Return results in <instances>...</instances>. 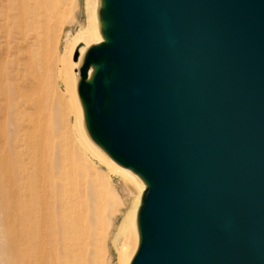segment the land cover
<instances>
[{
    "label": "water",
    "instance_id": "95a60500",
    "mask_svg": "<svg viewBox=\"0 0 264 264\" xmlns=\"http://www.w3.org/2000/svg\"><path fill=\"white\" fill-rule=\"evenodd\" d=\"M102 18L78 94L146 183L131 264H264V0H104Z\"/></svg>",
    "mask_w": 264,
    "mask_h": 264
},
{
    "label": "bare ground",
    "instance_id": "6f19581e",
    "mask_svg": "<svg viewBox=\"0 0 264 264\" xmlns=\"http://www.w3.org/2000/svg\"><path fill=\"white\" fill-rule=\"evenodd\" d=\"M58 8L55 0H0V108L11 118L10 127H16V134H11L7 139L9 153L6 155L9 156L5 155L3 160L0 156V213L7 202L12 214L4 218L3 222L15 228L11 243L0 245V264L6 263L5 257L11 258L10 255L18 250L20 264L91 263L88 257L89 239L92 236L95 212L89 204L82 206L80 199L93 186L104 187L107 182L100 178L93 158L139 189L135 205L126 218L127 239L121 256L122 264H131L140 245V234L132 243L129 240L130 233L138 231L141 197L146 183L134 171L117 163L93 138L88 128L84 104L78 95L80 69L89 49L106 42L105 22L102 18L104 0H87L88 24L84 32L72 39L65 54L68 61L62 60L63 76L71 77L73 81L70 91L78 110V128L82 138L79 143L82 147L75 150L66 143L63 155L57 156L52 152L54 140L47 133L46 121L40 115H34L29 120L31 127L26 128L22 121L21 102L29 98L30 94L26 87H20L22 84L18 81L22 76L26 80L29 74L35 72L41 42L47 38L50 20ZM16 49L19 52L26 51L18 54L17 58L25 55L28 60L25 62L24 59L21 63L22 60L15 58L17 63L7 68L5 61L9 60L12 50ZM76 55L77 59L73 61ZM22 65L28 75L21 71ZM96 71L97 66H91L89 82ZM34 77L36 79L37 76ZM77 137L75 140L80 138L79 135ZM0 155L4 156V153ZM9 262L18 264L13 260Z\"/></svg>",
    "mask_w": 264,
    "mask_h": 264
},
{
    "label": "rangeland",
    "instance_id": "374dc122",
    "mask_svg": "<svg viewBox=\"0 0 264 264\" xmlns=\"http://www.w3.org/2000/svg\"><path fill=\"white\" fill-rule=\"evenodd\" d=\"M55 3H57L59 10L52 15L47 38L41 42L40 54L38 55V62L35 65V72L28 75L22 65L21 71L27 74L28 78L24 80L22 76V79L20 78L18 83L20 85L22 84L20 86L21 88H27V92L30 94L28 95L30 96L29 98L21 102L20 110L23 111V124L26 128L31 127L29 120L32 117L40 115L41 118L46 121L47 133L51 135L55 143L52 152L60 156L64 153L65 149L63 148L66 143L72 145L75 150L82 147H80L79 143L82 138L78 128V110L70 91L73 81L71 77L63 76L61 68L62 60L68 61L65 54L69 49L72 39L84 32L89 18L87 0H55ZM0 44H2V42H0ZM22 52L26 51L19 52L17 49L12 50L11 57L7 60L12 62L5 61L7 68L13 67L19 59L22 60L20 61L21 63L24 62V59L25 62L28 60L25 55H21L22 58L21 56L17 58V55ZM15 58L18 60L16 59L17 61H15ZM72 60L74 61L75 57H73ZM75 72L76 70L74 69L73 73ZM33 75L37 76L36 79L38 78V81L40 80V85ZM30 88H32V90ZM34 106L35 108H33ZM37 108L39 111V108H41V111L39 112L36 110ZM0 112L2 113H0V149L2 150L0 153H4V156H0L3 160L5 155L9 153V143H7V139L11 137V134H16V127H10L11 118L6 116L7 114L5 115V110L0 108ZM15 122H17L16 119ZM77 135L80 137L78 139L79 141L75 140L78 138ZM77 142L78 145L76 144ZM5 151L7 153H5ZM93 161L99 169L100 178L105 179L107 182H105L104 187L93 186V188L88 190L80 199L82 206L89 204L94 208L95 212V218L92 221L91 227L92 236L89 239L90 252L88 257L91 261L90 264H122V249L127 239L125 235L126 218L129 210L135 205L136 199L139 196V189L98 160L93 158ZM10 208L11 207L6 202L0 213V245L7 244L8 242L11 243V236L12 238L14 236V226L4 225L3 222L4 218L12 214V209ZM9 211L10 213L8 214ZM138 233V231L130 233L129 240L132 243H134ZM19 253L20 250L15 252L12 256L10 255L11 258L5 257L7 261L2 264H11L10 262L8 263V260H13L18 263L20 259ZM1 258L0 256V259Z\"/></svg>",
    "mask_w": 264,
    "mask_h": 264
}]
</instances>
